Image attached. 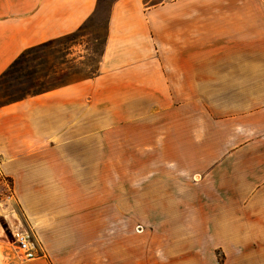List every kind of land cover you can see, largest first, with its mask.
Returning <instances> with one entry per match:
<instances>
[{
    "label": "crops",
    "instance_id": "crops-1",
    "mask_svg": "<svg viewBox=\"0 0 264 264\" xmlns=\"http://www.w3.org/2000/svg\"><path fill=\"white\" fill-rule=\"evenodd\" d=\"M97 3L0 0V77L79 32ZM247 5L115 0L92 77L0 105V218L36 248L0 264H264V18ZM140 143L174 168L165 192L180 207L136 227L119 223L135 211L120 209L118 178L103 185Z\"/></svg>",
    "mask_w": 264,
    "mask_h": 264
},
{
    "label": "rangeland",
    "instance_id": "rangeland-1",
    "mask_svg": "<svg viewBox=\"0 0 264 264\" xmlns=\"http://www.w3.org/2000/svg\"><path fill=\"white\" fill-rule=\"evenodd\" d=\"M114 1L98 0L94 15L79 32L73 36L33 48L19 58L0 78V105L31 93L92 77L96 73L100 60L109 9ZM143 1L147 5H154L168 0ZM199 1H212L218 4L239 0ZM242 2L249 4L247 8L242 9L246 12L242 16L264 18V0H242ZM258 3L260 5H257ZM218 7L220 5H216V14L225 11ZM254 27L264 32V22L257 23ZM151 126L152 130H156L159 124L155 121L151 123ZM139 127H142V123ZM157 140L158 136H154V139L152 136V144ZM108 172V176H112L113 180H104V192H110L114 179L118 178L120 209H134L135 211V216L129 218L120 213V224H131L138 227L146 223L147 218L144 216L146 212L180 207V199L175 200L165 192L164 180H172L170 186H174L173 182L176 180L174 168L160 165L157 150L150 153V159L146 162L142 144H136L134 168L112 169ZM183 181L189 184L196 182L194 180ZM187 189L189 192L194 190L192 187H187ZM10 193L11 181L0 176V206L11 195ZM191 196L193 195L190 194L189 198ZM5 219L0 218V261L6 263L16 255L14 234L21 230H18L8 217L5 216ZM27 235L31 241L30 235L28 233ZM21 262L24 260L21 259Z\"/></svg>",
    "mask_w": 264,
    "mask_h": 264
},
{
    "label": "built area",
    "instance_id": "built-area-1",
    "mask_svg": "<svg viewBox=\"0 0 264 264\" xmlns=\"http://www.w3.org/2000/svg\"><path fill=\"white\" fill-rule=\"evenodd\" d=\"M14 239V248L19 258L22 260H31L36 257L35 245L28 239L25 231L15 233Z\"/></svg>",
    "mask_w": 264,
    "mask_h": 264
},
{
    "label": "trees",
    "instance_id": "trees-1",
    "mask_svg": "<svg viewBox=\"0 0 264 264\" xmlns=\"http://www.w3.org/2000/svg\"><path fill=\"white\" fill-rule=\"evenodd\" d=\"M32 49H33V48H32ZM29 50H31V49H29ZM29 50H26V51H25L20 57H18V59L21 58V57H22L26 52H28ZM18 59H16V60L13 62V64H12L11 66H13V65L18 61ZM11 66H10V67H11ZM10 67H9V69H10ZM6 72H7V71H6ZM6 72H5V73H6ZM5 73H4V74H5ZM4 74H3V75H4ZM3 75H2V76H3ZM2 76H1L0 78H2Z\"/></svg>",
    "mask_w": 264,
    "mask_h": 264
}]
</instances>
